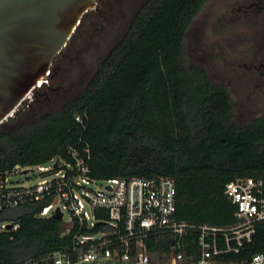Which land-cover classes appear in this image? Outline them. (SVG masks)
Segmentation results:
<instances>
[{
    "label": "trees",
    "instance_id": "16d2710c",
    "mask_svg": "<svg viewBox=\"0 0 264 264\" xmlns=\"http://www.w3.org/2000/svg\"><path fill=\"white\" fill-rule=\"evenodd\" d=\"M206 1L144 0L79 93L15 128L0 124V171L33 167L52 157L67 160L68 145L86 136L93 178L174 180L175 216L193 225L185 242L199 257V225L225 229L237 222L224 184L254 177L264 186V116L237 125L227 88L213 83L201 65L186 66L183 59L184 34ZM84 113L85 127L74 119ZM47 202L0 211V221L19 223L16 230H0V264L69 250L71 232L63 219L38 215ZM174 241L172 233L156 230L146 245L151 254L168 256ZM222 241L218 236L219 247ZM260 251L264 220L255 223L250 240L237 251L219 253L215 260L243 262Z\"/></svg>",
    "mask_w": 264,
    "mask_h": 264
},
{
    "label": "built area",
    "instance_id": "2783aa9c",
    "mask_svg": "<svg viewBox=\"0 0 264 264\" xmlns=\"http://www.w3.org/2000/svg\"><path fill=\"white\" fill-rule=\"evenodd\" d=\"M44 83L41 81L39 86ZM74 119L85 127V113L75 115ZM67 155V160L52 157L36 165L37 170L45 172L44 175L53 174L54 177L43 178L35 185L26 186L21 180L10 179L19 165L0 171V211L47 199L48 202L38 212L39 216H52L56 209L62 213L55 201L61 202L70 214L69 222H64L66 231L71 232L69 250H57L21 264H73L104 259L155 264L146 240L156 230L175 236L171 253L161 255L165 258L164 264H223L216 262L215 255L237 251L244 241L250 240L255 223L264 220L263 181L254 177L227 181L223 194L235 205L237 222L225 229L199 225L200 254L194 258L185 242L187 229L193 225L175 216L176 186L172 178L128 176L95 179L89 165L90 142L83 135L68 145ZM46 163L50 165L46 166ZM93 181H102L103 185L93 189L90 186ZM8 224H1L0 230L19 228L18 222ZM218 236L223 240L221 247L217 244ZM228 264H264V252H255L246 261Z\"/></svg>",
    "mask_w": 264,
    "mask_h": 264
},
{
    "label": "rangeland",
    "instance_id": "374dc122",
    "mask_svg": "<svg viewBox=\"0 0 264 264\" xmlns=\"http://www.w3.org/2000/svg\"><path fill=\"white\" fill-rule=\"evenodd\" d=\"M144 0H97L102 16L89 10L76 31L62 48L57 62L52 61L47 82L30 93L18 106L17 113L4 121L7 129L52 112L79 93L99 67L111 48L123 37L136 9ZM255 0H208L191 21L183 39L186 66L201 65L213 83L224 85L232 103L233 121L244 126L264 116V73L251 65L264 60V9L247 10L238 6ZM55 70V73H54ZM48 86L55 88L50 91ZM60 86V87H59ZM59 87V88H58ZM49 166L50 163H46ZM28 169L27 172H23ZM10 179L23 185H35L53 174L33 167H17ZM102 181H93V189ZM57 202L65 223L69 212ZM7 220L0 221L8 224ZM155 264L165 258L151 254Z\"/></svg>",
    "mask_w": 264,
    "mask_h": 264
},
{
    "label": "water",
    "instance_id": "95a60500",
    "mask_svg": "<svg viewBox=\"0 0 264 264\" xmlns=\"http://www.w3.org/2000/svg\"><path fill=\"white\" fill-rule=\"evenodd\" d=\"M89 10L102 11L97 0H0V124L41 81L47 82L53 59ZM61 216L58 209L52 215ZM73 264L149 263L104 259Z\"/></svg>",
    "mask_w": 264,
    "mask_h": 264
},
{
    "label": "flooded vegetation",
    "instance_id": "af4514ba",
    "mask_svg": "<svg viewBox=\"0 0 264 264\" xmlns=\"http://www.w3.org/2000/svg\"><path fill=\"white\" fill-rule=\"evenodd\" d=\"M241 7H244L245 9H247V10H249V9H251L252 7H255V8H257V9H260V10H262V9H264V0H255V1H252V2H250V3H248V4H246V5H243V4H241V5H239L238 6V10H240L241 9ZM99 13V15L100 16H102V11H99L98 12ZM59 56V55H58ZM58 56H56L54 59H53V61L56 63L57 62V57ZM254 69H262L263 71L260 73V74H263L264 73V60H262V61H259V62H257V63H255V64H252L251 65ZM54 73H55V70H54ZM60 87V86H59ZM58 87V88H59ZM47 88L50 90V91H53L55 88H53V87H51V86H48L47 85ZM72 99V98H71Z\"/></svg>",
    "mask_w": 264,
    "mask_h": 264
}]
</instances>
